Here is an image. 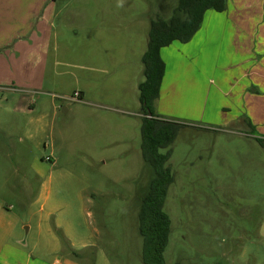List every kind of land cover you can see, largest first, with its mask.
I'll list each match as a JSON object with an SVG mask.
<instances>
[{
	"label": "rangeland",
	"instance_id": "1",
	"mask_svg": "<svg viewBox=\"0 0 264 264\" xmlns=\"http://www.w3.org/2000/svg\"><path fill=\"white\" fill-rule=\"evenodd\" d=\"M178 1L0 0V244L39 255L51 233L63 248L52 256L93 248L95 264H143L138 213L154 171L138 87L150 23L170 20ZM238 7L223 25L264 26L257 2ZM225 66L213 60L205 76L171 67L152 108L183 125L160 151L174 178L166 264H264V148L226 125L241 115L222 90Z\"/></svg>",
	"mask_w": 264,
	"mask_h": 264
},
{
	"label": "crops",
	"instance_id": "2",
	"mask_svg": "<svg viewBox=\"0 0 264 264\" xmlns=\"http://www.w3.org/2000/svg\"><path fill=\"white\" fill-rule=\"evenodd\" d=\"M241 1L229 0L226 9L221 13L207 11L200 29L188 43L174 42L161 51L166 68L158 100L161 99L166 82L170 86V79L167 81V77L171 67L174 70L173 75L178 73L189 76L195 74V71L198 75L205 76L213 60L224 59L228 70L222 75L225 86L222 90L225 96L234 97V101L227 104L228 107L231 109L235 106L237 113L241 115L226 125L242 124L251 131V137L264 140V26L242 28L223 25L224 19L228 17H240L241 9L238 3ZM252 1L257 2L258 8L264 10V0ZM231 2L236 3V6L231 7ZM175 13L176 9L174 15ZM208 19L222 24L205 26ZM224 109L230 110L227 107ZM64 231L75 242L77 226L74 222L64 226ZM50 237L52 250L44 248V252L39 255L35 253V247L27 253L12 242L0 244V264H81L65 251L64 259L52 256L63 251V248L51 233ZM74 242L72 246L78 247ZM80 247L85 249L88 244H82Z\"/></svg>",
	"mask_w": 264,
	"mask_h": 264
},
{
	"label": "trees",
	"instance_id": "3",
	"mask_svg": "<svg viewBox=\"0 0 264 264\" xmlns=\"http://www.w3.org/2000/svg\"><path fill=\"white\" fill-rule=\"evenodd\" d=\"M228 1L179 0L176 13L170 20L158 19L151 22L147 50L142 58L145 81L138 87L140 102L145 112L141 151L144 161L154 171L147 192L141 198L138 213L139 234L143 239V264H166L164 253L169 243L171 221L164 211V205L174 178L167 165L171 152L161 154L160 151L168 149L173 144L179 129L183 127L178 122L162 119L152 110L160 97L166 68L161 51L174 42L188 43L200 29L205 13L210 10L223 12ZM256 140L264 148V140L259 138ZM66 248L68 250L66 253L74 259L82 257L89 264H95L93 248L85 249L82 253L72 251L67 246Z\"/></svg>",
	"mask_w": 264,
	"mask_h": 264
},
{
	"label": "built area",
	"instance_id": "4",
	"mask_svg": "<svg viewBox=\"0 0 264 264\" xmlns=\"http://www.w3.org/2000/svg\"><path fill=\"white\" fill-rule=\"evenodd\" d=\"M71 101L80 102L82 101V95L81 93H76L72 98Z\"/></svg>",
	"mask_w": 264,
	"mask_h": 264
},
{
	"label": "water",
	"instance_id": "5",
	"mask_svg": "<svg viewBox=\"0 0 264 264\" xmlns=\"http://www.w3.org/2000/svg\"><path fill=\"white\" fill-rule=\"evenodd\" d=\"M149 115H150V113H149ZM151 117V116H150Z\"/></svg>",
	"mask_w": 264,
	"mask_h": 264
}]
</instances>
